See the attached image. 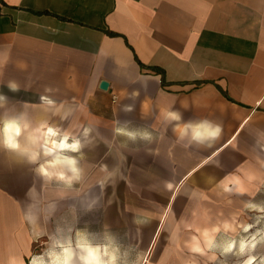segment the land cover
Here are the masks:
<instances>
[{
  "label": "crops",
  "instance_id": "crops-1",
  "mask_svg": "<svg viewBox=\"0 0 264 264\" xmlns=\"http://www.w3.org/2000/svg\"><path fill=\"white\" fill-rule=\"evenodd\" d=\"M191 98L232 136L264 134V0H0V264L26 263L43 228V209L20 191L34 198L36 180L62 181L40 173L31 135L41 151L49 128L69 134L80 179L101 180L97 151L116 122L132 131L131 117L154 108L156 131L179 133L170 114ZM6 121L22 126L19 149L4 143Z\"/></svg>",
  "mask_w": 264,
  "mask_h": 264
},
{
  "label": "rangeland",
  "instance_id": "rangeland-1",
  "mask_svg": "<svg viewBox=\"0 0 264 264\" xmlns=\"http://www.w3.org/2000/svg\"><path fill=\"white\" fill-rule=\"evenodd\" d=\"M196 102L181 99L180 124L206 121L221 129L217 140L195 144L189 132L182 137L166 125L157 132L155 110L148 108L131 117L132 131L116 122L110 149L97 151L103 164L95 167V177L101 180H36L29 199L20 191V200L43 209L44 221L24 264H54V253L67 245L77 248L80 238L107 246L116 264H245L250 256L262 264L264 134L249 125L225 147L232 133ZM217 108L230 119L239 115L234 107ZM140 126L151 133H140ZM253 239L255 249L240 254L241 243ZM230 244L233 250L225 252Z\"/></svg>",
  "mask_w": 264,
  "mask_h": 264
},
{
  "label": "bare ground",
  "instance_id": "bare-ground-1",
  "mask_svg": "<svg viewBox=\"0 0 264 264\" xmlns=\"http://www.w3.org/2000/svg\"><path fill=\"white\" fill-rule=\"evenodd\" d=\"M247 121V120H246ZM202 125H208L211 126L213 129L215 128H219L216 126H212L210 123L206 122V121H202V122H198L195 124H180V126L178 127L180 128H186L187 132H189L191 134V139L194 140V142H209V141H213L214 139H210V138H205L203 140H196L193 138V129L201 127ZM189 126V127H188ZM220 129V128H219ZM186 132V133H187ZM221 133V132H220ZM60 134L58 133L57 136H47L46 138V143L44 145H42V147L40 148L41 151L38 150L37 148V141L39 139L38 135H31L30 136V145H32L34 147V149L30 150L31 155L33 153L37 154V158L39 157V152L42 153V156H44L43 162L40 165V168L42 166L47 167L48 170L52 173H64V175L66 176V174H72L73 176H76L77 179L79 178V181H83L80 179V167H79V161L76 157V153H79L78 151H71L70 149H54L52 147L54 142H60L63 140V138L65 136H67L69 138V134H63V136L61 137V139H59ZM219 137V136H218ZM217 137V138H218ZM237 137V134H235L234 136H232V138L224 144V146H228L230 145ZM15 139L17 140V138L15 137ZM216 139V138H215ZM18 142V141H17ZM69 144H72L69 139L67 141ZM79 141H75L73 143H76ZM19 149V148H18ZM48 153V154H46ZM75 160L76 164H75V168L77 169V171L74 173L72 171V165H69L66 161L67 160ZM59 160L60 163L58 165H56L55 167H52L51 165H53L55 163V161ZM194 170L190 171L186 177L188 175H190ZM236 181V180H235ZM233 182L235 184V187L237 189H242V183H236ZM65 182V181H64ZM73 182H76V180H72V182L70 184H72ZM67 183V182H66ZM226 187L228 189H230V186L228 185V182L226 183ZM209 239H211L212 244H213V238H211L210 236L207 237V243L206 246L208 247V241ZM227 247V246H226ZM211 248V247H208ZM90 249H100L101 250V258L104 260H107V257L103 255V250L104 249H108L107 246L104 245H94L92 243H90L87 240H84L83 238L79 239L78 242V247H72L70 245L64 246L61 251L59 253H54L52 260L54 264H87V261L90 259ZM196 249L198 250H202V248L200 246H196ZM39 261H37L36 259L33 261L32 264H39Z\"/></svg>",
  "mask_w": 264,
  "mask_h": 264
},
{
  "label": "clouds",
  "instance_id": "clouds-1",
  "mask_svg": "<svg viewBox=\"0 0 264 264\" xmlns=\"http://www.w3.org/2000/svg\"><path fill=\"white\" fill-rule=\"evenodd\" d=\"M12 90H16L15 87L13 86ZM172 119H179L178 115L175 114H170ZM23 127H27V125H24ZM3 131L5 134V145L9 148L12 149H18L20 147V144L17 142L15 137H20L22 134V126L19 124L17 121H6L4 123ZM117 131L122 132L123 130L118 129ZM180 132L181 136L183 137L184 134H186L187 129L186 128H180L178 129ZM193 131V138L196 140H203L205 138H210V139H215L219 136L220 134V129L215 128L213 129L211 126L208 125H202L201 127L195 128L192 130ZM125 135H128L132 137L133 139L135 138V133H124ZM47 135L52 137V136H57L58 133L54 131L53 129L49 128ZM145 137L147 138L146 134ZM68 137L65 136L62 141L60 142H54L52 147L54 149H70L71 151H78L80 148V145L78 142L69 144L68 142ZM48 154V153H46ZM32 160L35 161L37 158V154L33 153L32 154ZM69 165H72V171L75 173L77 169L75 168L76 161L75 160H67L66 161ZM60 163L59 160L55 161L52 167H55ZM40 173L43 176L52 178L55 176L57 179L65 181L67 183H71L73 179H76V176L73 177H67L64 175V173H52L48 170L47 167L42 166L40 168ZM236 183H239V180L235 181ZM208 247H212V241L209 239L208 241ZM234 244L228 245L224 250L225 252H231L233 250ZM256 247V242L253 239V241L250 242H242L240 245V254H244L245 252H251V250L255 249ZM90 259L87 261V264H116L117 262V255L113 253V251L109 249H104L103 250V255L109 257L108 260H104L101 258V250L100 249H90ZM245 264H256L255 258L251 257L245 261ZM264 264V262H262Z\"/></svg>",
  "mask_w": 264,
  "mask_h": 264
},
{
  "label": "water",
  "instance_id": "water-1",
  "mask_svg": "<svg viewBox=\"0 0 264 264\" xmlns=\"http://www.w3.org/2000/svg\"><path fill=\"white\" fill-rule=\"evenodd\" d=\"M101 88L104 89V90H106L108 88L107 83H102L101 84Z\"/></svg>",
  "mask_w": 264,
  "mask_h": 264
},
{
  "label": "trees",
  "instance_id": "trees-1",
  "mask_svg": "<svg viewBox=\"0 0 264 264\" xmlns=\"http://www.w3.org/2000/svg\"><path fill=\"white\" fill-rule=\"evenodd\" d=\"M137 61L139 62V64L141 65V66H143V64L137 59Z\"/></svg>",
  "mask_w": 264,
  "mask_h": 264
}]
</instances>
